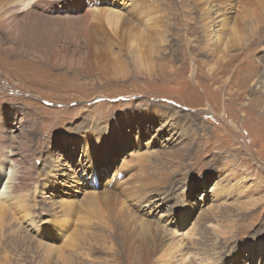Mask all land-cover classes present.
Here are the masks:
<instances>
[{
	"label": "rangeland",
	"instance_id": "1",
	"mask_svg": "<svg viewBox=\"0 0 264 264\" xmlns=\"http://www.w3.org/2000/svg\"><path fill=\"white\" fill-rule=\"evenodd\" d=\"M27 1V6L21 2L10 9L15 0H0V17L7 19L0 18V129L7 142L0 157L31 168L29 186L22 193H34V200L24 221L7 219L8 225L0 230V264H65L66 256L69 264H127L111 229L118 216L112 217L101 198L106 190L108 195L122 192V188L112 191L111 176L130 179L139 165L151 164L158 170L153 166L160 162L168 172L166 198L148 217L167 223L166 244L179 247L189 258L186 264H264V35L251 41L241 27L263 0H97L96 8L128 18L122 27L128 45L109 33L104 55L95 49L96 43L90 48L87 41L89 32L100 34L85 17L86 10L95 8L92 3L58 0L64 3L59 6L55 0ZM200 7L210 14L203 15ZM11 14L13 18L8 17ZM159 20L168 26L159 33L161 40L153 32ZM234 28L239 29L235 40L228 36ZM216 39L222 49L213 55L206 44ZM148 44L149 51L144 49ZM132 46L142 47V52H134ZM151 47L156 51L150 53ZM221 50L224 54L217 60ZM99 53L105 58L95 61ZM143 105L178 110L183 118L175 126L178 134L172 129L161 132V141L170 144V154L177 151L179 156L160 150L162 144L156 145L155 138L160 122L145 115L143 128L150 130L141 143L128 141L118 158L116 147L111 170L92 154V170H97L90 172L83 157L89 136L110 133L113 120L123 122V112H132L127 118H137ZM4 107L7 116L2 114ZM131 117L128 122L133 123ZM150 140L154 147L146 150ZM22 143L27 144L25 150ZM182 147L186 155L181 154ZM60 204H70L72 213L66 215ZM121 216L130 217L125 212ZM66 222L77 223L79 230L64 232ZM43 226L62 234L47 238ZM68 237L76 239L75 246L65 248L61 260L48 262L42 257L40 245L54 243L59 249ZM157 261L152 264H164ZM168 264L178 261L171 258Z\"/></svg>",
	"mask_w": 264,
	"mask_h": 264
},
{
	"label": "bare ground",
	"instance_id": "2",
	"mask_svg": "<svg viewBox=\"0 0 264 264\" xmlns=\"http://www.w3.org/2000/svg\"><path fill=\"white\" fill-rule=\"evenodd\" d=\"M10 1L12 2L13 0H10ZM55 1H56L55 2L56 5L61 6V5L64 4V3L60 4L58 0H55ZM21 2H24L23 4H21L23 7L24 6H27L29 4L28 1H27L28 3L26 2V0H15L14 3L12 2L14 5L12 4L13 6L10 9H14L15 6L20 7L19 6V3H21ZM74 2H78L77 5H81L82 3H84V4L85 3H92L94 5V7H95L94 9L86 10V12H85L86 13L85 14V17L88 18V19H90L91 22L93 23L91 26L94 27V28H97L98 31H99V33H100V34H97V33H95V31L94 32H89V31H91V28L85 25L86 31L89 32L87 34L88 35V38H89L87 41H88V44H89V47L90 48L93 47V45L96 43L98 45V47H96L95 49H97V50L101 49L103 51V55H104L105 54V51L108 50V49H106L107 48V45H108V44L106 45V43H107L106 39H108L107 38L108 36L106 37V35L109 34V33H113V35L116 38H119V39L120 38H123V41L125 40L124 41V44L127 43L126 42V37L127 36H126V33L125 32H122V27L125 26V24L128 22V18L121 16L122 18L119 19V16L116 15V14H114V13L107 12V11L105 12L101 8L100 9L96 8V2L97 1L92 2V1H89V0H74ZM201 2L204 3L203 1H201ZM251 2L249 1L248 2V5ZM263 2H264V0H263ZM207 4H208V2H207ZM257 4H258V2H257ZM160 5H163V4H160ZM207 6H209V5H207ZM216 6H218V5H216ZM257 6H258V11L257 12L254 11V12L248 14V24H246V22H244L243 24H241V27L244 30H247L248 31V34L250 35L249 36L250 37V40L251 39H255V38H253L255 35H261V36L264 35V4H260V5H257ZM3 7L4 6H2V8ZM6 7H5V9H6ZM198 10L201 11V12H203V13L205 11H206V13L208 12L207 10L203 9L202 7H200ZM169 11H171V10H169ZM0 12H2V11H0ZM27 13H28V11H27ZM196 13H198V12H196ZM12 14L9 15L8 17H10V16L12 17ZM209 14H207V15H209ZM203 15H205V13ZM225 17H226V15H225ZM34 18H33V21H34ZM209 18H210V15H209ZM1 20H3V19L1 18ZM4 20L6 21L7 19H5V17H4ZM4 20H3V22H4ZM37 20H38L37 23H39V19H37ZM143 20H146V19H143ZM201 20L203 21V19H201ZM204 20H206V19H204ZM223 20H224V16H223ZM240 20H241V18H237V22H236L239 25V28H240ZM33 21H31V22H33ZM12 22H13V20H12ZM203 22H205V21H203ZM23 23L25 24V22H23ZM166 23H167V21H165V20H162V21L159 20V21H157V23L154 26V29L155 30H153V32L156 33L155 39H157V40H161L162 39V35H159V33L165 31V28L168 27L166 25ZM223 23H224V21H223ZM4 24L2 23V25H4ZM9 24H10V22H9ZM26 24H27V22H26ZM104 24H106V26H104ZM117 24H121V25L120 26L118 25L119 26L118 27V26H116ZM130 25H131V23H130ZM6 26L7 25H5L3 27L5 28ZM89 26H90V24H89ZM107 26L111 27V31H109L108 29H106ZM232 26H233V24H232ZM6 30H7V28H6ZM143 30H146V28L143 29ZM222 30H224V29L222 28ZM244 30H243V32H244ZM139 31H140V29H139ZM197 31H198V29H197ZM236 31H239V29L238 28H234L233 29V35L232 34L228 35L230 39H233V40L237 39L238 35H236V33H237ZM247 31H245V32H247ZM10 33H11V31H10ZM137 34L134 33L133 37L138 38L136 36ZM145 34L146 33H144L143 35H145ZM240 34H243V33L240 32ZM207 36H208V34H207ZM220 36H222V35H220ZM263 38H264V36H263ZM140 39H141V37H140ZM221 39H222V37H221ZM131 42H133V41H131ZM145 42L142 43V44H145ZM147 42H148V40H147ZM153 43H151V44H153ZM205 43H207V42H205ZM214 43H216V44L214 45ZM217 43H218V40L216 39V40H212V42L208 41V43L206 44L208 46V48L209 47L211 48L212 51L210 49L208 51H211V54L213 53V55H214L215 51H218V49H220V48L222 49V47L219 48V46H218ZM100 45H103V46H100ZM126 45H128V44H126ZM225 45H227V44H225ZM138 47L136 49L133 47L135 49L134 52H140L141 53L142 52V50H141L142 47L141 48H138ZM145 47H147V48H144V49H146L148 51L150 50L149 44L147 46H145ZM152 50L153 51H156L154 48H152L151 51H150V53L152 52ZM223 52L224 51L221 50L220 54L216 57L217 60H218L219 57H222V53ZM99 54L100 55H96L95 56V61L102 60L103 57L105 58V56H102L101 55L102 53H99ZM202 54H204V52ZM216 54H217V52H216ZM145 55L146 56H144V58H146L148 56L147 53ZM106 56H108V55H106ZM205 56H206V53H205ZM141 57H143V56H141ZM212 59H213V57H212ZM144 62H145V60H144ZM144 62H143V64L145 65L146 63H144ZM106 70H107V68H106ZM137 112L139 114V116L137 118L129 116V117L132 118L133 123L128 122V118L129 117L127 118L125 116L126 114L132 113V112H129V111L127 113L126 112H123L122 113V116H121L123 118V122H122L121 119H118V121L113 120V121H115L113 123V125L115 124V126H113V128L110 129V133L106 131L104 134L100 135L101 136L100 137L97 134H95L96 133L95 132V133L91 134L89 136V138L87 137L88 138V141L86 143H84V147H83V157L85 158L86 165L89 164L88 169L91 170L93 168V166L95 167V164L91 161V158H90V156H92V154H94V158H95L96 161H99V162H103L104 163V165L106 166V168H105L106 170H108V166H109V169L111 170V167L113 166L115 160H111L110 157L112 155V152L115 151L116 147L119 149V150H117V153H116V158H118V156L122 152V150H124L126 148V145L128 144V141H130L132 139H135L136 140V143L134 145H137V144L141 143L142 137L144 136V133L147 132V134H148V130H150L149 128H146V129L143 128V123L142 122L144 121L143 119H145V115L151 116L152 117L151 120H158L160 122V130H159V133H158L157 137H155L156 138V145H160V143L162 144V141H161L162 140V136H161L162 134H161V132H166V131L172 129L173 132L175 133V135L178 134L177 133L178 132V129L176 130L175 126L177 127V125H178L177 124V121H179L181 123V121H182L183 118L181 119V117H180L179 112H178L177 109H171V108H168V109L155 108V109H153L151 106H147L146 107V105L145 106L143 105V106H139V110H137ZM2 114H3V116H7V107H4L3 108ZM137 121H139V122H137ZM184 123L187 125L186 121ZM4 132H3L2 129H0V156H3L4 155V148L6 147V144H7L6 139H5ZM27 137L29 138V135ZM173 141H175V140H173ZM173 141L170 142V143H173ZM167 142H168V140H167ZM189 142H190V140H189ZM146 143L147 144H145V146H144L146 150H148L150 147L151 148L154 147V144H153V142L151 140L148 141V142H146ZM169 145H170L169 143L162 144V147H161L160 150H162L163 153L169 155L170 154V151L167 150V148H168ZM26 146H27L26 143H22L21 144V147L24 150H25ZM182 146L184 147L183 144H182ZM183 147H182V150H180V152H181L182 155L186 151V148H183ZM136 152H137V149L134 150V152H131L129 154L127 153L126 157L131 156L132 153H136ZM185 155H186V153H185ZM27 156H29V155H27ZM170 156L177 157V156H179V152H177V151L176 152H171ZM52 161H54V159ZM162 162H163V160H162ZM160 163L159 164H155L154 166L152 165L153 167L158 168V170L151 169V166H150L151 164L150 165H139L138 166V170L139 171L138 172H135L134 175L131 176L130 179L129 178L123 179L124 177H121V178H118L117 180H115V177L114 176H111L110 177V182H111V185L110 186L112 187V191H113V189L116 190V191H118L119 189L122 188V192L119 193L118 196H116L113 193H111V194L108 195V193H106V191H107L106 190L105 193H104V196H102V198H101L102 203L104 205H106V206H104L105 209L108 210V211H111V214L113 215L112 217L115 218V216H118V217L115 218L117 220L114 219L115 221H117V224L116 225H112L111 229L113 230L112 233L114 232V234H115V237H116L115 240H116L117 245H118V241H119V245L117 246L118 247V250L120 251L119 255L121 256V258L123 260H125L127 262V264H152V262L154 260H158V261L159 260H162L164 262V264H168L169 261L171 260V258H173V262L178 261V264H186L187 262H189V260H188L189 258L185 256V253H183V252L180 251L181 249H178L179 247H177V246L170 247V245H168V243L166 244V241L167 240H165V237L167 235V232H169L168 229H167V226H168L167 223H165V222H162V223H159V222L158 223H154V222H151L149 220V217H148L149 215H151L152 210H154L155 208H159L160 205L164 204L163 202L165 201V198H166V190H165V188H166V185L168 184V181H169L168 180V172L165 169L166 166L165 165H162L163 163L162 164H160ZM18 165L19 164H17V161L15 159L14 160L12 159V161L10 163L6 158L5 159H1V157H0V187L4 184L5 186L4 185L3 186L6 188V193H5V191H4V189L2 187H1L2 190H0V230H2L3 227H4V225L8 223V221L6 222L7 219L10 222H11V220L12 221L13 220L14 221L15 220L17 221L18 220V222L19 221L22 222V220L24 221V219L27 216H29L30 203L34 200V193H31V195H28V194L27 195L26 194L23 195V193H22L23 191H26L27 188H28V186H29V182L26 181V180L32 174V170H31V168H28L26 166H21L20 167ZM16 166H17V170H16ZM7 169L9 171H7ZM10 169H11V171H10ZM134 169H135V167H134ZM136 169H137V167H136ZM95 170H97V169H95ZM95 170H94L93 174L95 173ZM12 172H14L15 175ZM98 172H99V167H98ZM131 173H133V172H131ZM12 174H13V176H12ZM113 183H114V186H113ZM118 184H120V185H118ZM41 193L43 194V196L48 197L47 192L42 191ZM9 197H10V199L14 200L12 203H7V201L10 200ZM158 197L160 198L159 199V203L154 201ZM73 203L74 202H71L70 204H73ZM33 204H34L33 206H35V203H33ZM70 204H68V206H66V204L64 206L62 204H60V206L62 205L61 208L66 210L65 211V214L66 215L72 213V207H71ZM54 207H53V209H54ZM58 207H59V205H58ZM134 210H136V211H134ZM122 212H125L126 214L130 215V217L124 218L125 217L124 215H123L124 217H122L121 216ZM134 212H136V213L134 214ZM183 213L184 212H182V214ZM61 217L63 218V216H61ZM180 217H182V216H180ZM62 218H61V220H62ZM78 218H79V216H78ZM58 219L60 220V217ZM173 219H174V222L178 220V219H175V218H173ZM63 221H64V218H63ZM82 221H80V222H82ZM181 221H183V220L181 219ZM50 222H52V221H50ZM41 223H42V221H41ZM70 223H72V222H69V223L66 222V224L64 225L63 231L64 232H68V233L70 232L71 234H75V232L78 231L80 227L78 228V224L77 223L73 224L74 226L72 224H70ZM28 224H30V223H28ZM109 225H110V223H109ZM6 228H8V227H6ZM49 228L50 227L43 226V229L41 230V231L44 232V234L46 233V236L45 237H47V238L54 239V238L57 237L58 234H62V231H57L56 233H54L52 231H49L50 230ZM13 229H14V227H12L11 230H13ZM28 229H29V227H28ZM170 229H171V227H170ZM21 231H24V230H21ZM17 236H16V238H17ZM64 237H63V239H64ZM65 239H66L65 243L59 249L57 247H53V244L54 243L51 246L48 245V244H45L46 246L44 244L40 245V247H43L44 248V252L42 253V255H43L42 257H44V259L46 261H48V262L51 261L52 258H56V260L58 258H60L59 260H61V258H63L62 256H64V254L67 253V251L64 252V249L65 248L68 249L67 247L70 244L72 246V247L70 246L71 249H74L73 246H75V245H72V244L74 242H76L75 241L76 239H73V238L71 239V237H68V238H65ZM31 242H32V240H31ZM38 250H39V248H38ZM40 250H42V249H40ZM58 250H60V251H58ZM187 253H188V251H187ZM69 255L71 256V254H69ZM117 257H118V261H116V263L119 262V256H117ZM64 259L67 260V263H65L66 260H65L64 263L65 264H69L68 262L70 261V257L69 256H66ZM52 262H55V259L52 260ZM237 262H238V260H237ZM58 263L61 264L60 262H58ZM119 264H120V262H119Z\"/></svg>",
	"mask_w": 264,
	"mask_h": 264
}]
</instances>
